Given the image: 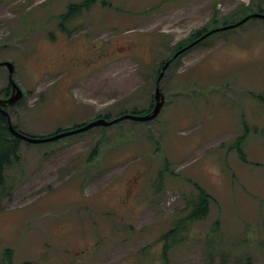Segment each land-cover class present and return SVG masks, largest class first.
Returning <instances> with one entry per match:
<instances>
[{
    "label": "rangeland",
    "instance_id": "1",
    "mask_svg": "<svg viewBox=\"0 0 264 264\" xmlns=\"http://www.w3.org/2000/svg\"><path fill=\"white\" fill-rule=\"evenodd\" d=\"M81 1L0 0V61L14 63L24 91L8 112L30 136L143 112L181 42L264 11V0H96L71 34L60 30L59 15ZM8 84L0 65V98ZM160 88L154 120L22 140L0 194V264L6 249L11 264H264V19L213 33ZM246 128L248 163L231 148ZM193 181L214 200L168 238L164 258Z\"/></svg>",
    "mask_w": 264,
    "mask_h": 264
},
{
    "label": "trees",
    "instance_id": "2",
    "mask_svg": "<svg viewBox=\"0 0 264 264\" xmlns=\"http://www.w3.org/2000/svg\"><path fill=\"white\" fill-rule=\"evenodd\" d=\"M96 0H83L79 3H70L68 5L67 10L62 13L61 15H59V29L71 34V32L73 31V28H69L68 24H74L75 20L77 19V17L82 13L81 10H85L88 9L92 3H94ZM259 1V0H257ZM247 9H244L243 11H245ZM254 10H249V11H245L244 15L240 18V19H235V20H225L223 22H221L220 25L218 24H212L211 29H214L216 27H221L224 25H229L235 22L240 21L241 19H243L245 16L254 13ZM257 12H264L263 10H257ZM253 19V18H251ZM251 19L247 20L246 22L250 21ZM246 22H244L243 24H245ZM241 24V25H243ZM218 25V26H217ZM209 28H203L200 31H198L194 37H191L189 39H187L185 42H181V44L175 49V51H177L179 48L181 47H185L186 45H188L191 41H193L196 37L202 35L205 31H208ZM208 38V37H206ZM205 38V39H206ZM204 39V40H205ZM202 40L201 43L204 41ZM200 44V43H199ZM199 44H195L194 46H192L190 49L182 52L178 58H180L185 52H188L190 50H192L193 48H195L197 45ZM177 58V59H178ZM177 59H173L171 60V64L174 63ZM164 63V61L162 62V64ZM161 64V65H162ZM169 66V67H170ZM159 75V74H158ZM8 88L6 90V96L8 97ZM18 103V102H17ZM17 103H15L13 106H15ZM166 104V102H165ZM164 104V105H165ZM11 106L7 107V109H9ZM152 109V105L149 106L147 109L143 110V112H140L138 110L133 111L131 113H135V114H147L151 111ZM128 113L127 111H121L119 113H117L116 115L113 116V114L111 115V113H105V114H99L97 116V118H101L104 117L106 119H115L117 117H120L124 114ZM6 115L0 110V194H4L5 193V180H6V171L7 169H9L13 164H15V162L18 160L19 158V146L20 143L22 142V139H19L18 137H16L14 135L13 132H10V128L9 125L12 124V126L15 127V129L20 130V127L17 123H14V121L12 119H10V117H5ZM11 116V115H10ZM93 120H89L86 122H83L79 125H76L72 128H68V129H60L58 131H56L53 134L50 135H54L57 134L59 132L62 131H66V130H70V129H74L76 127H79L81 125H85L89 122H91ZM122 121H126V119L118 121V122H122ZM116 122V123H118ZM93 129V128H91ZM90 130V129H89ZM21 131V130H20ZM249 129L246 128L245 133L243 134V136L238 137L235 141V143L231 146V148H234L240 159L244 162H247L246 159V154L244 152V149L242 147V144L244 143L247 133H248ZM101 140V139H100ZM98 145L96 146V150H97ZM193 186L195 187V189L197 190V194L195 195V197H191L189 198L188 202H187V207L189 206V213L183 217V218H177L175 221V227L170 230L166 235H165V239H166V244L164 245L165 247L163 248V257L165 258V254L166 252L169 250V248L171 247V242L169 241L170 239L173 240V238H175L177 240V237L180 235L181 231L189 224V223H193L195 221L204 219L210 210V202L212 200H214L213 195L210 194L206 189L203 188L202 185H200L197 182H192ZM213 230H217L215 227ZM169 238V240H168ZM180 240H182L183 238H178ZM3 260L7 263V264H11L12 262V257H13V250L12 249H6L3 253ZM246 264H249V258L246 261Z\"/></svg>",
    "mask_w": 264,
    "mask_h": 264
},
{
    "label": "water",
    "instance_id": "3",
    "mask_svg": "<svg viewBox=\"0 0 264 264\" xmlns=\"http://www.w3.org/2000/svg\"><path fill=\"white\" fill-rule=\"evenodd\" d=\"M251 18H263L264 19V12H254V13H251V14L245 16L243 19H241L238 22H235V23H232L229 25H224L221 27H216V28L208 31L207 33H205L204 35H202L198 39L194 40L193 42H191L187 46L176 51L175 54L173 55V57L170 60H167L162 65V67L160 69L159 75L156 79V85H155V94H154L155 102H154V105H153L151 111L147 114L126 113L120 117H117V118L111 119V120L106 119L104 117H101V118H97V119H95V120H93V121H91L85 125H81L79 127H76L74 129L62 131V132H59V133L54 134V135L39 137V138L30 136V135H28L22 131H18L17 129H15L12 126V124H11V129H12L14 135L16 137H18L19 139H22V140H25L28 142H32V143H42V142L55 141V140H58L60 138L66 137V136L71 135V134H76V133L87 131V130L94 128V127H97V126H109V125L115 124L116 122L124 120V119H132V120L143 121V122L154 120L160 114L161 109L165 104V94L163 93V91L160 88V82L163 79L167 68L170 66L171 60L175 59L179 54L190 49L192 46H194L195 44H197L198 42H200L201 40H203L204 38H206L210 34H213L215 32L221 31V30H226L229 28L240 26L241 24H243L244 22H246L247 20H249ZM0 65H3L7 68L8 76H9V80H10V85L12 87L11 94L7 98H1L0 99V110L7 117H9V113H8L6 108L11 106V105H14L17 102H19L24 97V91L15 82V80L13 78V74L15 71L14 63L11 61H8V60H2V61H0Z\"/></svg>",
    "mask_w": 264,
    "mask_h": 264
},
{
    "label": "flooded vegetation",
    "instance_id": "4",
    "mask_svg": "<svg viewBox=\"0 0 264 264\" xmlns=\"http://www.w3.org/2000/svg\"><path fill=\"white\" fill-rule=\"evenodd\" d=\"M208 31H210V30H208ZM208 31H205L202 35H204V34L207 33ZM202 35L196 37L194 40L198 39V38L201 37ZM210 35H212V34H210ZM210 35H209V36H210ZM209 36H207V37H209ZM204 39H205V38H204ZM204 39H203V40H204ZM194 40H193V41H194ZM193 41H191V42H193ZM201 41H202V40H201ZM201 41L198 42L197 44L201 43ZM181 48H183V47H181ZM181 48H179V49H181ZM179 49H178V50H179ZM178 50H177V51H178ZM175 52H176V51H175ZM174 54H175V53H174ZM174 54H173V55H174ZM173 55H172L170 58H168L167 60H170V59L173 57ZM179 55H180V54H179ZM179 55H178L175 59H177V58L179 57ZM167 60H166V61H167ZM166 61H165V62H166ZM165 62H164V63H165ZM164 63H163V64H164ZM163 64H162V65H163ZM161 67H162V66H161ZM11 92H12V87H11V85H10V81H9V84H8V95H10ZM8 95H7V96H8ZM5 96H6V95H5ZM151 105H152V107H153L154 102L151 103L150 106H151ZM5 117L7 118V116H5ZM9 117H10V119H11L10 114H9ZM7 119H8V118H7ZM13 127H14V126H13ZM9 128H10V129H9L10 132H13L12 129H11V124L9 125ZM14 128H15V127H14ZM17 130H18V129H17Z\"/></svg>",
    "mask_w": 264,
    "mask_h": 264
}]
</instances>
